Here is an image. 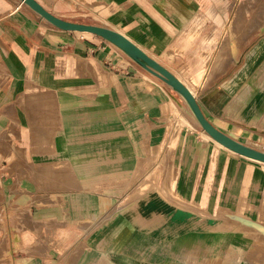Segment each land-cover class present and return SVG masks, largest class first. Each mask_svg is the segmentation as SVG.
<instances>
[{
  "label": "rangeland",
  "instance_id": "374dc122",
  "mask_svg": "<svg viewBox=\"0 0 264 264\" xmlns=\"http://www.w3.org/2000/svg\"><path fill=\"white\" fill-rule=\"evenodd\" d=\"M39 1L54 14L63 15L70 21L102 26L110 23L106 18L108 10L96 0ZM189 8L192 11H186V16L194 15L195 11L202 15L204 34L217 28L218 44L210 54L208 66L218 64L219 71L208 86L197 89V98L205 115L219 128L229 129L228 134H239L242 130L239 125H245L247 130L239 137L256 149L264 150V0H191ZM16 9L32 11L43 21L45 33L54 37V47L61 54L75 56L71 66H60L65 76L74 74L80 78L88 70L95 77L99 76L102 83L107 73L125 74L129 65L138 66L139 72L135 74L138 77L155 76L101 36L88 37L62 31L29 6L20 5L19 0H9V13ZM176 15L171 11L172 23ZM49 27L52 32H48ZM179 30L171 29L172 40L178 41L175 32ZM59 33L63 34L60 38L67 47L61 48L57 44ZM198 44L169 53L170 58L179 57L178 65L172 67L185 79L193 75ZM100 46L106 49H99ZM101 53L104 55L99 60L97 56ZM161 82L166 92L163 96L166 109L158 115L156 123L141 125L142 130L137 136L140 140L138 165L134 171L110 176L108 188L103 189L115 195V202L97 220L69 218V205L61 204L55 193L53 174L44 169L47 177L36 182L37 187H31L24 179L30 173L15 164L21 160V153H15L9 161V149L1 150L0 264H202L207 257L196 250L200 251V246L206 244L203 240L206 236L216 233L237 232L245 234V240L254 242L255 239L264 245L263 185L258 181L264 174V166L205 140L181 94ZM179 117L185 121L183 125L179 124ZM186 132L192 133L190 158L188 148L183 153L184 141L180 139ZM155 135L159 137L153 138ZM173 136L177 139L174 148L171 147ZM214 153L219 156L216 161L215 156L212 157ZM239 162L241 168L238 171ZM154 169L160 170L158 182L166 187L172 184L174 177H182L187 192L198 200L179 199L169 192L164 196L156 185L141 191L142 182ZM248 169L252 170L256 183L244 191L240 186ZM12 176L15 182L9 188V177ZM220 179L223 187H215ZM204 191L207 192L206 201L201 203L199 199ZM153 197L171 211L164 213L153 208L156 204ZM177 202L183 207H177ZM176 214H181V218ZM194 237L196 241L190 242ZM185 242L192 250L186 259ZM165 246H170L171 256L175 253L177 257H168ZM227 257L226 264L230 262L231 254Z\"/></svg>",
  "mask_w": 264,
  "mask_h": 264
},
{
  "label": "crops",
  "instance_id": "0c3cea01",
  "mask_svg": "<svg viewBox=\"0 0 264 264\" xmlns=\"http://www.w3.org/2000/svg\"><path fill=\"white\" fill-rule=\"evenodd\" d=\"M96 1L108 10L106 18L110 23L103 26L126 34L194 89L196 97L197 89L208 86L218 73V64L208 66L210 54L218 44L217 28L204 34L202 15L196 11L189 17L185 15L186 11H192L189 8L191 0ZM171 11L177 13L173 23ZM59 16L64 18L63 15ZM42 22L28 9H16L9 13V0H0V153L4 148L9 149V161L15 153H21V160L15 164H19L22 171L30 173L24 179L31 187H37L36 182L47 177L45 171L51 172L59 202L69 205V218L94 221L102 217L110 204L115 202V195L104 190L108 188L110 176L136 169L140 155L137 136L142 124L156 123L158 115L164 112V83L155 76L138 77L135 74L139 69L135 65H129L125 74L114 76L107 73L102 83L99 76L95 77L88 70L80 78L74 74L65 76L60 66H71L75 56L61 54L54 47V37L51 33H45ZM171 29H180L175 32L178 41L171 39ZM47 30L53 31L50 27ZM57 37V44L61 48L68 46L60 38L63 34L59 33ZM194 43H199L196 49L197 63L193 75L185 79L172 67L178 65L179 57L170 58L169 53L186 50ZM101 49L105 50L106 47ZM103 55L101 53L97 58L100 60ZM206 77L208 80L205 83ZM142 79L149 88H141ZM212 123L228 134L229 129L219 128ZM239 126L242 128L239 134H244L246 126ZM191 134L182 133L180 137L184 141L183 153L187 148L189 150L188 158L192 154ZM239 134L230 136L248 144ZM202 135L205 140L217 145ZM240 168L239 162L238 171ZM14 180L13 176L9 177V188L14 185ZM254 181V174L248 169L240 187L248 191V187L256 183ZM258 181L263 185L261 192L264 197V174ZM177 187L184 189V195L190 201L198 200L187 192V184L182 177L177 178ZM215 187H223L221 179L216 181ZM206 193L204 191L203 197ZM202 198L199 201L204 203L206 197ZM215 201L218 203L217 197ZM218 234L221 233L206 236L203 239L206 244L200 246V251L196 250L207 257L202 264H226L227 254H231L228 264H264L262 243L255 242V239L254 242L245 240V234L237 232ZM211 236H218L221 241L213 244L208 241ZM231 236L242 237L243 244H228L226 240ZM165 249L168 257H177L175 253L171 256L170 246H165ZM183 251L185 259L188 252L192 253L186 242Z\"/></svg>",
  "mask_w": 264,
  "mask_h": 264
},
{
  "label": "water",
  "instance_id": "95a60500",
  "mask_svg": "<svg viewBox=\"0 0 264 264\" xmlns=\"http://www.w3.org/2000/svg\"><path fill=\"white\" fill-rule=\"evenodd\" d=\"M32 9L40 13L43 17L49 20L53 25L60 29L65 30H88L96 33L97 35L117 44L124 51L129 53L141 66H143L147 71L160 78L162 81L170 85L173 89L181 93L188 101L193 112L195 113L197 119L201 123L204 130H206L212 137L217 141L226 145L230 149L249 157H253L264 161V152L251 147L229 134L218 129L205 115L203 112L197 97L191 89L173 72L159 63L155 58L151 57L145 50H143L139 45L133 42L123 33L114 30L113 28L86 24L80 22H74L57 16L53 12L49 11L41 2L38 0H24Z\"/></svg>",
  "mask_w": 264,
  "mask_h": 264
},
{
  "label": "bare ground",
  "instance_id": "6f19581e",
  "mask_svg": "<svg viewBox=\"0 0 264 264\" xmlns=\"http://www.w3.org/2000/svg\"><path fill=\"white\" fill-rule=\"evenodd\" d=\"M20 1V5L21 4H25V5H27V6H29L27 3H25V1L24 0H19ZM30 7V6H29ZM31 8V7H30ZM32 9V8H31ZM34 12H36L38 15H40L44 20H46L48 23H50V24H52L53 25V23H51L49 20H47L45 17H43L40 13H38L37 11H35L34 9H32ZM258 12H260V11H258ZM233 21V20H232ZM257 22V21H256ZM255 22V23H256ZM233 23H235L234 21H233ZM60 29V28H59ZM114 29V28H113ZM62 31H69V30H65V29H61ZM114 30H116V29H114ZM73 32H75V33H78V34H80V35H83V36H88V37H99V35H97L96 33H94V32H91V31H88V30H72ZM118 31V30H117ZM119 32H121V31H119ZM122 33V32H121ZM124 34V33H123ZM124 35H126V34H124ZM127 36V35H126ZM128 37V36H127ZM102 38V37H101ZM129 38V37H128ZM131 39V38H130ZM132 40V39H131ZM133 41V40H132ZM111 42V41H110ZM134 42V41H133ZM118 50H120L121 52H122V54L123 55H125V56H127V57H129V58H131L132 60H135L129 53H127L126 51H124L120 46H118L117 44H115V43H113V42H111ZM115 50V49H114ZM122 55V56H123ZM124 57V56H123ZM136 61V60H135ZM132 62V61H131ZM138 67V66H137ZM144 69V68H143ZM207 70H208V68H207ZM104 73V72H103ZM209 76V75H208ZM159 80H160V78H159ZM200 80H201V78H200ZM200 80H199V82H200ZM203 80V79H202ZM207 80H208V77H206L205 78V83L207 82ZM133 81H136L135 80V78H133ZM162 81V80H161ZM196 83L199 85V83L196 81ZM167 84V83H166ZM140 85H141V88H143V89H147V88H149V85L142 79L141 81H140ZM188 86V85H187ZM170 89H171V87H169ZM190 88V87H189ZM169 89V90H170ZM191 89V91L193 92V94H195V96H196V92H195V90L194 89H192V88H190ZM181 94V93H180ZM181 96H182V98H184L183 100H185V103H187V105L190 107V109L192 110V108H191V106L189 105V103H188V101H187V99L181 94ZM182 100V99H181ZM164 107V110L166 109V107L165 106H163ZM192 112H193V110H192ZM193 114H194V117L197 119V117H196V115H195V113L193 112ZM177 118V117H176ZM178 120L180 121V123L179 124H181V125H183L184 123H185V121L181 118V117H179L178 118ZM197 123H198V125L200 126V127H202V125H201V123L199 122V120L197 119V121H196ZM173 124V122H171V125ZM202 129H203V127H202ZM203 132V134L206 136V137H208V138H210L211 140H213L215 143H217V145L219 146V147H221L222 149H224V150H226V151H229V152H231V153H234V154H239V155H242V154H240V153H238V152H236V151H234V150H232V149H230L229 147H227L226 145H224V144H222L221 142H219V141H217L214 137H212L211 135H210V133H208L206 130H202ZM175 145H176V136H173L172 137V142H171V147H175ZM247 145H249V144H247ZM6 146V145H5ZM249 146H251V147H254V146H252V145H249ZM8 148V147H7ZM172 148V149H173ZM255 148V147H254ZM5 149V148H4ZM3 149V150H4ZM258 150H260V149H258ZM6 151H8L7 149H6ZM261 151H263L264 152V150H261ZM217 153V152H216ZM216 153H215V161L216 160H218V154L216 155ZM158 154V153H157ZM242 156H244V157H247L248 159H250V160H252V161H256V162H258V163H261V164H264V161H262V160H259V159H256V158H253V157H249V156H245V155H242ZM168 166V165H167ZM168 170H169V168H167ZM170 171V170H169ZM170 174H171V172H170ZM160 175H161V172H160V170H158V169H154V170H152V172L151 173H149L148 175H147V177H146V179L142 182V184H141V186H140V190L141 191H145V190H148V189H150V187L151 186H153V185H156L157 186V188L158 189H160V193L162 194V195H164V196H166L167 195V193L169 192V193H171V195H173V196H175V197H178L179 199H188L187 197H185V195H184V189L183 188H181V187H177V178H173L172 179V184H170L168 187H166V186H163V185H161V184H159V182H158V179L160 178ZM167 180H169V178H167ZM167 182H169V181H166V183ZM169 184V183H168ZM167 185V184H166ZM245 198V197H244ZM171 199V198H170ZM153 201H155L156 202V204L155 205H153V208H157V209H160V210H163L164 211V213H168L169 211H171V208H170V210H169V208L166 206V204H164V203H162L161 201H159L156 197H153ZM187 201H190V199H188ZM192 201H195V200H192ZM247 201V200H246ZM123 202V201H122ZM178 204H176V206L177 207H179V208H181V207H183V206H181V205H183L182 203H180V202H177ZM249 203H250V201H249ZM248 205V204H247ZM181 206V207H180ZM217 207V206H216ZM245 207H247V206H245ZM150 208L148 207L147 208V210H149ZM169 210V211H168ZM176 217H178V218H181V214H179L178 216H177V214H176ZM114 227V226H113ZM112 228V227H111ZM109 229V228H108ZM113 231H114V229H113ZM112 233V232H111ZM110 234V233H109ZM107 235V234H106ZM181 236H183V234H181ZM196 237H194V238H192L191 239V241L190 242H194V241H196ZM221 238L220 237H218V236H211V237H209L208 238V241H210V242H212L213 244H218V242L219 241H221L220 240ZM238 239H240V241H242V237H240V236H231V237H228V239L226 240L227 242H228V244H231V243H238V244H243V241L242 242H239V240ZM124 254V253H123ZM117 259V258H116ZM125 259H126V257H125ZM120 260V259H119ZM118 261V260H117ZM121 262V261H120ZM262 262H264V261H262Z\"/></svg>",
  "mask_w": 264,
  "mask_h": 264
}]
</instances>
